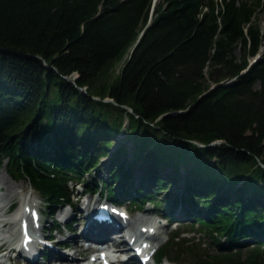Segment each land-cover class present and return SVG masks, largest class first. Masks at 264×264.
<instances>
[{"label":"trees","instance_id":"1","mask_svg":"<svg viewBox=\"0 0 264 264\" xmlns=\"http://www.w3.org/2000/svg\"><path fill=\"white\" fill-rule=\"evenodd\" d=\"M260 6L0 0V167L28 181L48 217L73 206L67 184L79 182L114 204L149 203L168 225L184 207L213 246L173 224L155 264H264V48L251 64L234 55L258 53ZM103 158L105 178L83 179Z\"/></svg>","mask_w":264,"mask_h":264},{"label":"rangeland","instance_id":"2","mask_svg":"<svg viewBox=\"0 0 264 264\" xmlns=\"http://www.w3.org/2000/svg\"><path fill=\"white\" fill-rule=\"evenodd\" d=\"M259 2L261 3V6L258 8V10L255 13V17L253 18L252 22L254 24L258 25V30L259 33L262 35L261 38V46L260 49L258 50L257 54H260L261 51L264 48V0H259ZM234 55L237 58H240L242 56L245 57L246 62H248L249 64L252 62L253 57L255 56H250V55H246L245 52L243 51V49L240 47V45H237L234 49ZM127 53H125L123 55V58L121 60H119L118 62L115 63L114 68L112 70V74H115L117 69L120 67V65L122 64L123 60L126 59L127 57ZM229 79H224L221 80L219 83H225L226 81H228ZM125 137V131L122 129L119 131L118 135L116 136L114 142L112 141V145L115 146L119 141L123 140ZM109 165V160L107 158H103L100 160V165L98 167V169L90 171L86 174L83 175V179H90L91 177H96V178H105L106 176V169L108 168ZM135 165L133 170H132V177L133 180L136 179V181L141 180L140 175H143V172L138 169L137 164H133ZM159 173L161 174H166L167 173V169L160 167L157 170ZM181 174H179L178 178L179 180L177 181V183L169 188L168 190L172 193L174 192H180V189L182 188V181L180 179ZM8 186H11L13 191L15 192L14 196L7 198L4 201V197L5 195L8 193ZM68 189L70 191V200L75 201V208L77 209H81L82 206V202L84 201V199L86 200V207L84 206V211L82 209L83 212H76V210L72 212H69V210L66 207H61V206H53V215H51L50 217H48L45 213H44V208H43V200L41 198V196L35 192V190H33L32 188H30V185L28 183V181L25 178H18V179H14L12 177H10V175L8 174V172L6 171L5 167L2 165L0 167V221H2L4 223V226H0V238H5V241H7V243L2 244L1 245V249L2 251H0V264H21L22 262H24V260L22 258H19V256H17L18 258H5V257H1L3 255H5L6 253L8 255H11L13 257H16V253L15 252H9V250L7 249V247H13L17 245L18 242V232H17V226H15V212L17 211H22V205L27 202L31 203L33 200L35 202H32L33 204H36V206H38V208H40V213H41V223L44 225L43 227V234L44 235H49L52 240H49L50 243H55V242H60V241H64L66 240V238L68 236H77L75 238V240L73 242H69V241H65L63 243H66V245H69V247L67 249H64V252L69 253L71 256L68 258V260L66 261H61V264H76L80 261L85 260L90 254L97 252V250H99V248H92L91 250L88 248H85L86 244L82 238V236H78L80 229L85 225V218H83L84 216L87 218L90 213L85 212V210L90 211L91 209H94L95 206L97 204H102L104 202L102 196L97 195V193H93V194H88L81 196L80 191L82 190V187L80 185V182L76 185H74V187L71 190V183L67 184ZM223 191V190H221ZM90 195V196H89ZM101 195V194H100ZM163 193H157L156 195V200H159L160 203L158 204L159 206H161V204H163L161 202V198L163 197ZM106 202V200H105ZM40 204V205H39ZM40 206V207H39ZM121 207H125L126 205L125 203L121 204ZM67 209L68 213H70L72 216V218L70 220L66 219V221L68 220V224L70 226L69 229H66L62 224L59 223V226L57 229L51 231L48 233V227L51 226L52 223H58L57 220H61V215L63 216V212L64 209ZM184 207L181 206H175L171 207V214L174 216L173 218L176 219L177 223H176V227H180V229H182V231H184V233L182 235L186 236V238L188 237H193L195 239L200 238L203 239L205 242H207L211 247L213 246L211 243H209V239H206L204 237H201L199 234V225L195 223V221H193L192 217L189 215V212H185V210L183 209ZM127 214H128V220L127 222H129L128 224H125V228L131 232L136 231L137 226L140 227L141 224H146L148 223V221L150 220L151 222H155V224L157 226L156 227V235L154 236V243L159 246L161 245L163 242L166 241L167 236H168V231L173 229L172 225H168V228H166V223L164 220L160 219L158 212L160 211V209H155L153 208L149 203H145L143 205V208L141 209V211H137V209L132 206V205H128L127 206ZM183 209V210H182ZM81 211V210H79ZM62 212V213H61ZM157 212V214H156ZM194 212V211H193ZM188 214V216H186ZM203 214V212H202ZM201 215V213L199 214ZM176 217V218H175ZM69 218V217H68ZM138 220H135L137 219ZM142 219V220H141ZM64 219L62 218V221ZM140 220V221H139ZM55 221V222H54ZM65 222V221H64ZM52 228V226H51ZM50 228V229H51ZM203 231V229H202ZM201 231V232H202ZM101 238V236H100ZM247 242H250L251 240H246ZM110 241H108L107 243H110ZM2 242L0 241V244ZM124 243H122L123 245ZM75 245L79 246V248H76ZM120 245V248L121 246ZM55 249L57 248V250H60V252H62L61 250L62 247H60L59 245L57 246L55 244ZM81 247V248H80ZM106 247V246H105ZM119 247V246H118ZM11 251V250H10ZM47 251V250H46ZM49 252V251H47ZM50 254H52L53 252H49ZM58 252L56 251V253L54 252V254H52L53 256L55 254H57ZM51 259V258H49ZM39 262H41L40 258L37 259ZM44 263L47 262V260L45 258L42 259ZM129 261H134V260H129ZM38 262V263H39ZM59 263V262H58ZM149 264H154V261H149ZM180 264H189V262L187 261V259L182 262L180 261Z\"/></svg>","mask_w":264,"mask_h":264},{"label":"bare ground","instance_id":"3","mask_svg":"<svg viewBox=\"0 0 264 264\" xmlns=\"http://www.w3.org/2000/svg\"><path fill=\"white\" fill-rule=\"evenodd\" d=\"M14 194H15V192L13 191L12 187L8 186V193L5 195L4 201L7 198L14 196ZM32 202H35V201L33 200ZM32 202L31 203L27 202L26 204L24 203L22 205V211H17V213H16V214H20V218H22L21 221H24L26 223L24 229H21V227L17 228L19 239H18V242L16 245L17 248H20L19 253L25 254L29 257L26 260L25 264H38L39 261L37 259L40 258L39 251L41 248L44 250H47L49 252H53L52 254H54V252L56 253V251L58 252L54 256L48 252L51 260L56 259L57 261H60V262L68 260V258L71 256L69 253L67 254L64 252H60V250H57V248L55 249V247H56L55 244L58 246L60 242L50 243V241L48 239H46V236L42 232L44 225L41 223V218L40 219L37 218L35 223L31 219L30 212L36 213L40 209V208H38V206H36V204H33ZM85 202H86V200L84 199V201L82 202V206H81V209H83V211H84V206L86 207V205H87ZM68 210H69V212H72L70 209H68ZM83 211H81V212H83ZM24 212H25V215L22 216V214ZM63 214H64L63 215L64 220L62 222L66 221V219H69L68 217H70L69 215H71L70 213H68L67 210ZM83 218H85V225L80 229L78 236H82V238H83L82 241L87 243L85 248H88L91 250L92 248L96 249V248L103 247L107 244L108 241H110L113 233H118L119 240H118V243H116L114 245L120 246V245H122V243H124L121 246V248H119V249L125 250L127 247V249H128L127 253L130 251L128 239L126 237V233H128V231H121V230L116 229L115 227L109 228L108 227L109 224L97 223L96 221H93L91 218H86L85 216ZM135 220H138V218ZM18 222H20V221H18ZM148 223L141 224L140 226L148 227V225L149 226L154 225L153 223L152 224H148ZM14 224H15V226H17L16 222ZM0 226H4V223L2 221H0ZM107 227H108V230H104V228H107ZM112 229H115L117 232L113 231ZM23 233H25L29 236L30 241L22 242L20 235ZM100 236H101V238H100ZM76 237L77 236H68L66 238V240H64L63 242H65V241L73 242ZM0 241L2 242L0 244V248H1L2 244L7 243V241H5V238H0ZM124 246H126V247H124ZM75 247L79 248V246H77V245H75ZM37 249H39V250H37ZM150 249L151 248H149L148 250H150ZM3 256H1V257H3ZM96 257L95 256L93 257L92 262H94L95 259L98 258V257L97 258ZM40 260H41V258H40ZM29 261L31 263H29ZM120 261L121 260H116V262H120ZM89 262H91L90 259H89ZM39 263H41V262H39ZM164 264H173V263L166 262Z\"/></svg>","mask_w":264,"mask_h":264},{"label":"water","instance_id":"4","mask_svg":"<svg viewBox=\"0 0 264 264\" xmlns=\"http://www.w3.org/2000/svg\"><path fill=\"white\" fill-rule=\"evenodd\" d=\"M154 1H155V0H152V3H153ZM73 77H75V74H72V78H73ZM64 78L67 79L68 81L73 82L71 79H68V78H66V77H64ZM230 81H231V80H228V81H226L225 83H229ZM79 89H80L82 92H85V89H84V88H79ZM104 101H111V99H109V98H105ZM127 110L130 111L129 108H127ZM216 142H220V140L213 141V142H211V144L216 143ZM197 145H201V144L197 143Z\"/></svg>","mask_w":264,"mask_h":264}]
</instances>
